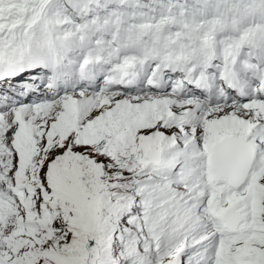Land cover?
I'll use <instances>...</instances> for the list:
<instances>
[{
  "label": "snow or ice",
  "instance_id": "1",
  "mask_svg": "<svg viewBox=\"0 0 264 264\" xmlns=\"http://www.w3.org/2000/svg\"><path fill=\"white\" fill-rule=\"evenodd\" d=\"M0 264H264V0H0Z\"/></svg>",
  "mask_w": 264,
  "mask_h": 264
}]
</instances>
